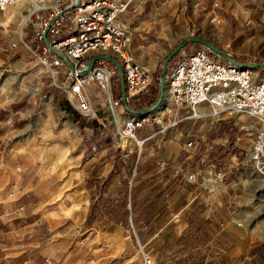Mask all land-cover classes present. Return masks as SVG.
<instances>
[{
	"label": "crops",
	"instance_id": "crops-1",
	"mask_svg": "<svg viewBox=\"0 0 264 264\" xmlns=\"http://www.w3.org/2000/svg\"><path fill=\"white\" fill-rule=\"evenodd\" d=\"M124 1L128 9L122 19L131 36L133 32L130 50L153 74L150 54L159 52L161 46L155 29L170 31L168 25L179 26V20L186 29L198 25L201 33L197 36L221 50L229 44L234 61L264 63V0H222L215 10L212 0H143L148 9L137 16L134 10L139 0ZM212 16L217 23L209 22ZM194 44L208 49L200 43L186 46ZM29 101L24 96L0 105V264H112L138 258L132 223L98 214L102 208L94 205L98 198L118 195L127 179L124 169L136 163L140 167L132 188L136 235L147 247L163 250L167 261L161 263L159 256V262L154 258L156 264H264V233L247 237L224 224L227 237L211 236V227L217 232L219 222L210 193L195 182L176 184L180 173L175 178L155 164H143L150 159L169 165L167 157L153 149L156 145H144L125 158L123 145H114L112 132H105L99 123L92 127L83 121L81 132L71 142L76 149L72 154L63 158L47 154L42 144L21 136L20 123L26 115L22 109ZM32 102L40 116L59 119L50 108L45 111L42 97ZM236 116L222 114L214 122L204 118L179 125L188 126L185 132L190 135L197 134L199 155L216 157L215 150L226 154L222 145L228 133L234 142L245 130ZM61 128L70 134L75 126L67 123ZM179 154L184 159L188 151ZM218 167L225 169L220 163ZM192 238L195 242L189 247ZM179 240L181 244L176 245ZM209 243L214 246L207 249Z\"/></svg>",
	"mask_w": 264,
	"mask_h": 264
},
{
	"label": "built area",
	"instance_id": "built-area-1",
	"mask_svg": "<svg viewBox=\"0 0 264 264\" xmlns=\"http://www.w3.org/2000/svg\"><path fill=\"white\" fill-rule=\"evenodd\" d=\"M14 2L0 0V11ZM44 2L22 24L18 41L37 60L39 73L47 77L49 85L57 88L77 113L95 117V99H99L110 119L113 108L119 117L122 116L119 130L110 120L116 147H119L121 139H131L140 152L147 140L160 146L159 134L176 128L182 122L204 118L214 122L222 114L244 115L254 120V127L249 123L244 125L251 135L245 161H252L264 175V67L253 66L255 63L252 61H234L232 52L226 47L222 48L226 59L209 49H193L168 67L163 94L154 108L128 112L121 103V92L117 96L112 92L111 79L117 71L110 62L96 58L91 68L82 74L91 58L110 56L121 67L126 100L152 82L153 71L140 63L130 50V28L122 19L128 2ZM218 2L215 0L214 5L217 6ZM69 5L71 9L65 10ZM215 19L212 17L211 21ZM36 44H39L38 49L34 47ZM163 115H170V118ZM142 127L143 132L138 134V129ZM183 135L188 138L184 142V146L188 147L187 158H192L198 153L197 141L189 131ZM208 160L199 167L195 165V168L190 162L187 170L173 175L180 173L181 181L195 182L209 193H214L223 181L225 171L218 168L213 157ZM158 164L161 168L166 162L159 160ZM134 174L135 166L132 176ZM131 181L129 179V186ZM136 242L139 258H125L112 264H155L145 252L146 248L138 239Z\"/></svg>",
	"mask_w": 264,
	"mask_h": 264
},
{
	"label": "rangeland",
	"instance_id": "rangeland-1",
	"mask_svg": "<svg viewBox=\"0 0 264 264\" xmlns=\"http://www.w3.org/2000/svg\"><path fill=\"white\" fill-rule=\"evenodd\" d=\"M24 1L29 4V0ZM221 1L222 0H219L218 5L215 6V0H212L214 10L220 8ZM142 3L143 0L138 1L136 10H134L135 16L146 14L148 7ZM6 15V10L0 12V35L2 36L0 38V47L6 48L5 51L0 49V105L3 103L7 104L11 99L15 101L24 96H26V99L30 98V101L26 103L25 109H22V111L24 110L23 113L26 115L25 120L20 123L22 126L19 129L22 132L21 136L29 141L31 140L33 143L37 142L42 144L45 153L58 154L60 158H63L66 155L72 154V152L76 150L75 147L72 146L73 143L71 142L78 136L79 132H81L80 124H82L83 121H86L92 127L99 123L102 125L105 132H112L113 134L112 122H110L111 119L114 122L112 118L113 114L111 113L112 115L110 119L105 106L99 99H95L96 116L92 118L82 116L70 106L65 96L57 88L49 85L47 77L44 74L39 73L35 57L18 41V35L20 34L22 24L16 23L13 25H5L8 19ZM212 17L209 18V22L217 23L218 19L211 21ZM162 22L164 21L162 20ZM168 28H170V31L161 33L158 31V27L156 29L154 28L156 30L154 34L157 38H159L158 40L161 43L160 51L156 54H150V63L154 66L153 69L156 73H158L162 60L168 51H170L171 46L176 45V43L185 36H197V34L201 33L198 25L193 26L191 29H186L183 27L181 20H179V26L175 25V27H171V25H168ZM134 34L135 36L138 35L137 33ZM131 40L133 41V39ZM222 47H226L233 53L229 44H224ZM193 49H198L197 45L194 44L192 47L186 46L184 47V50L177 53L176 57L169 59L166 65V71L168 67L172 65L173 62L177 61L181 55L188 54ZM111 85L112 92L117 93L118 86L116 83V77L111 79ZM37 96L43 98L45 111H48L50 108L56 115L59 116L58 120H56V116L53 121L45 116L42 117L35 109L32 108V101H34ZM117 117L119 123L117 125L114 122V124L119 130L122 116L119 117L117 115ZM243 117V115H237L235 120L239 119L240 123H244L245 125L249 123L251 124V127H254V122L251 118L243 119ZM67 123L75 126L70 134L64 132L61 128L63 126L65 127ZM182 126L183 125H179L176 128L167 129L165 133L159 134L158 139L161 140L160 146L153 147L154 150L156 149L160 151L161 156L163 155L164 157H167L166 159L169 162L167 171L171 174L176 172L178 173L183 169L187 170L190 162H193L192 165L194 168L195 165L199 167L209 158L213 157L209 155H199L198 153V155H194L192 158L184 156L183 159L179 152L183 150L187 151L188 149L187 146H184V142L188 138L186 135H183L188 126H186L185 129H183ZM228 134L230 135V133ZM239 134L240 139H235L234 142L230 140L231 136L226 135L225 138L227 139L223 140L224 144L222 145L226 154L223 153L221 155L217 150H215L216 152L214 155L216 157H213L216 162L220 163L222 168H225L222 169L223 172L225 171V175L223 181L217 185L216 191L214 193H210V201L212 206L215 208V212L218 213L216 214V217L220 223L216 226L218 229L217 232H215L211 227V236L217 233L222 237H227V235L225 236L224 234L227 233L224 231V229H226L224 224H230L232 229L243 235H247V237H257L258 235L264 233V228L262 226L264 224V181H256L253 176L248 175L247 171L251 168H255L252 161H245L251 135L246 129ZM192 137L196 141L199 139L197 134ZM120 143L123 145L121 155L126 153L124 154L125 156H123L125 158L127 155L129 157L130 153L134 154V152L137 151L135 142L131 139H121ZM149 144H153L151 140L144 142L142 147ZM134 166L135 174L132 176ZM134 166L131 167L128 164V168L124 169L128 185L129 179H131L134 184L136 178L137 164H134ZM176 176L177 175L175 174L173 177L176 178ZM175 181L176 184L178 183L177 181H181V176L175 179ZM181 183H183V181ZM131 233L133 234L135 242L136 239H138L144 248H146L145 251L152 255L150 257L154 261L156 259L157 262H159V256L161 257V263L162 261H167V258L163 254V250L161 248L158 250L157 247L154 249L152 247H147L148 244L139 239L135 232H132V229ZM156 242H158V240ZM181 242V240L177 241L176 245H180ZM194 242L195 239L192 238L187 244L189 247H192ZM226 244L228 245L229 243L226 242ZM212 246L214 245L210 244L207 249H210V247L212 248ZM221 246L225 245H222L221 243ZM199 247L201 246L199 245ZM136 248H138L137 242Z\"/></svg>",
	"mask_w": 264,
	"mask_h": 264
},
{
	"label": "trees",
	"instance_id": "trees-1",
	"mask_svg": "<svg viewBox=\"0 0 264 264\" xmlns=\"http://www.w3.org/2000/svg\"><path fill=\"white\" fill-rule=\"evenodd\" d=\"M34 47L38 49L39 44H36ZM181 50H184V47ZM176 55L177 53L173 55L171 58L176 57ZM159 72H160V69L158 73L154 72L152 82L144 90H142L136 95H133L127 98L126 105L129 109L137 110V109L146 108V107L151 106L156 101L157 94H158ZM113 77H116V83L118 86L119 84L118 74L115 73ZM119 93H120V88L118 87L117 93H114V94L117 96ZM143 164H145L146 166H153V164H155L156 167H159L158 160H156V163H155L154 161L147 159ZM217 166H218V163H217ZM139 168L137 164V171ZM167 169H168V166L166 164L165 166L159 168V171L165 170L167 173ZM185 183H189V182L185 181ZM132 188H133V181H131L130 186L128 185V181H127L123 185L122 190L120 193H118V195L113 196V197L98 198L94 202V205L97 206L96 207L97 209L102 208V210H99L98 214H107L109 218H123L124 220L126 219L128 220V222H131L132 223L131 229L135 232V234L139 235L138 233L139 227L136 226L134 222V214H135V210L137 206L133 202ZM194 264H197V263H194Z\"/></svg>",
	"mask_w": 264,
	"mask_h": 264
},
{
	"label": "water",
	"instance_id": "water-1",
	"mask_svg": "<svg viewBox=\"0 0 264 264\" xmlns=\"http://www.w3.org/2000/svg\"><path fill=\"white\" fill-rule=\"evenodd\" d=\"M71 9V5L67 6L65 8V10H69ZM47 30V28L45 29V31ZM188 43H200L202 44L204 47L208 48L210 51H212L213 53L219 55L222 58L226 59V54L223 50L215 47L214 45L211 44L210 41H208L207 39H204L202 37L199 36H187L186 38H184L183 40H181L179 43H177L175 46H173L170 51H168V53L164 56L163 60H162V64L160 67V72H159V76H158V94H157V98L156 101L149 107H146L144 109H140V110H131L127 107L126 105V96H125V92H124V86H123V80H122V71H121V67L119 65V63L114 60L112 57L110 56H95L93 58H91L87 64V68L84 72H82V74L86 73L92 66L93 61L96 58H104L105 60H107L108 62H110L116 69L117 74L119 76V86H120V92H121V103L124 107V109L128 112L134 111V112H139V111H146V110H150L152 108H154L156 106V104L159 102V100L161 99V96L163 94V89H164V77H165V72H166V65L168 60L175 55L176 53H178L183 47H185ZM253 66H261L264 67V63H255L253 64Z\"/></svg>",
	"mask_w": 264,
	"mask_h": 264
},
{
	"label": "bare ground",
	"instance_id": "bare-ground-1",
	"mask_svg": "<svg viewBox=\"0 0 264 264\" xmlns=\"http://www.w3.org/2000/svg\"><path fill=\"white\" fill-rule=\"evenodd\" d=\"M43 4H45L44 0H29V4H27L24 0H15V2L11 6L5 8L7 14L6 16L8 18L5 25H13L16 23L23 24L25 21H27L29 14L34 9ZM111 113L113 114L112 118L114 122L118 125L119 120L116 110L113 108L111 110ZM254 167L255 168H251L249 171H247L248 175L253 176L254 180L256 181H264V175L257 169L256 166ZM149 258L156 264V262L150 256Z\"/></svg>",
	"mask_w": 264,
	"mask_h": 264
}]
</instances>
